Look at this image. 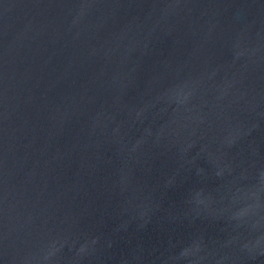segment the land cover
<instances>
[{"label": "water", "instance_id": "obj_1", "mask_svg": "<svg viewBox=\"0 0 264 264\" xmlns=\"http://www.w3.org/2000/svg\"><path fill=\"white\" fill-rule=\"evenodd\" d=\"M0 264H264V0H0Z\"/></svg>", "mask_w": 264, "mask_h": 264}]
</instances>
